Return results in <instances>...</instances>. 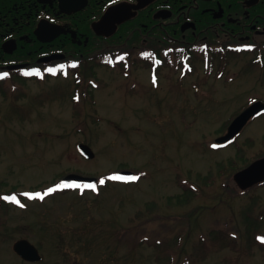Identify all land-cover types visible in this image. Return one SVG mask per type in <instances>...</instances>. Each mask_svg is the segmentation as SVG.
<instances>
[{"label":"rangeland","instance_id":"rangeland-1","mask_svg":"<svg viewBox=\"0 0 264 264\" xmlns=\"http://www.w3.org/2000/svg\"><path fill=\"white\" fill-rule=\"evenodd\" d=\"M133 59L125 73L98 60H91V71L79 67L82 94L77 101L71 97L77 84L70 73L64 74L71 76L67 79L20 81L13 76L0 83V264H168L166 259L156 261L153 245L145 243L128 253L127 240L116 246L114 239L105 237L111 228L192 210L190 221L171 219L162 226L157 217L147 224L149 237L160 232L152 242L159 239L173 247L180 235V244L169 250L173 263L184 245L187 254L180 259L188 260L186 255L195 252L192 264H264V251L248 248L244 239L239 249L245 252L215 248L209 242L211 229L223 224L242 229L245 214L264 211V186L227 197L225 184L240 191L231 177L236 168L224 162L223 178H218L215 161L232 149L212 151L204 145L216 135L217 110L226 107L219 104L218 81L198 84L203 75L198 59L191 60L196 67L186 74L161 69L155 88L146 64L135 55ZM209 109L216 115L209 116ZM78 142L89 145L94 157H83ZM261 150L246 148L244 155ZM234 160L236 166L244 164ZM122 169L133 171L138 179H115L114 173ZM74 171L98 177L96 188L62 187L44 199L25 195L46 193L59 184L61 172ZM189 185L196 194L175 201L173 197ZM12 186L23 199L3 205L4 196H15L5 194ZM66 188L73 189L64 192ZM80 235L100 237L91 243L72 238ZM201 237L209 245L205 251L198 242ZM19 238L31 241L42 259L22 260L12 249Z\"/></svg>","mask_w":264,"mask_h":264},{"label":"flooded vegetation","instance_id":"flooded-vegetation-1","mask_svg":"<svg viewBox=\"0 0 264 264\" xmlns=\"http://www.w3.org/2000/svg\"><path fill=\"white\" fill-rule=\"evenodd\" d=\"M107 11L111 21L124 20L112 34H98L95 25ZM36 30L49 39L41 40ZM116 50L123 54L124 67L134 65V55L138 60L145 55L151 64L160 53L193 52L203 72L198 84L218 81L219 104L226 107L217 110L216 135L204 140L208 150L232 149L215 161L218 178H223L224 162L235 173L264 157V0H0V82L13 76L32 80V71L40 68L91 70L96 53ZM56 77L71 76L44 79ZM72 79L82 90L81 78ZM253 105L258 112L231 138L217 142L232 120ZM255 147L262 150L244 155ZM235 157L244 164L236 166Z\"/></svg>","mask_w":264,"mask_h":264},{"label":"trees","instance_id":"trees-1","mask_svg":"<svg viewBox=\"0 0 264 264\" xmlns=\"http://www.w3.org/2000/svg\"><path fill=\"white\" fill-rule=\"evenodd\" d=\"M107 55H108L107 52L99 53L97 56V57H99L98 62L99 63L106 62L108 57H109V56L107 57ZM175 55L178 56V53H175ZM144 60H146V58H144ZM144 63H146V62H144ZM81 68H86V67H81ZM78 69H79V67L73 68L72 73L77 74ZM91 69H92V66H91ZM73 101H75V98L73 99ZM76 172H79V171H76ZM61 174L62 175L60 177H62L65 174V172L64 173L61 172ZM202 181L206 182L207 180L202 179ZM231 186H229V185L227 186V184H225V186H224L225 187L224 191L226 192V195L229 198H233L234 196L238 195L239 193L240 194L241 193L246 194L249 191H251V189H247L245 191H237V189L235 187H231ZM14 189H15V186H12L11 190H14ZM193 194H196L195 187L192 185H189L186 188H183L181 190V193L176 194L173 198H175V201H178V203H181L183 201H187V199L189 197H191ZM169 199H171V197ZM224 202H227V199H224ZM2 203H3V205L7 204V203H4L3 201H2ZM194 212H195V210L188 211V212H186V214H183L184 216L183 215L182 216H179V215H163V216L158 215L156 217H152V218L150 217L148 219H145L144 221L138 222V223L131 225V226L122 227V228L116 229V230H112V228H111L110 232L108 233V237H105V238H106V240L107 239L108 240L114 239V245H116V246L120 245L123 242V240H127L129 242L128 253H131V251H133L136 247L141 246L145 243H147L149 245H153V248L158 251V254L155 258L156 261H158V262L161 259H163V260L166 259V262L168 264H192L191 262L194 259H192L190 257L195 252H193L191 255H186L187 258H189L188 260L181 261V259H180V256L182 255V253L185 252V254H187V252L183 250L184 245L182 246V249L181 248L179 249V258L177 260V263L176 262L173 263V259L171 257V253H170L171 251H169V250H170V248L177 247L180 244V243H178L180 235L175 236L173 247H170V245L167 244V242L165 243L164 241H161L159 239H155V241L152 242L151 238L152 237L158 238L156 236H159L160 232L155 233V235L149 237V235H147V231H148L147 224L157 217H160L159 218L161 220L160 225H162V226H166V224H167L166 222L168 220L170 221L171 219L179 220V219L188 218V220L190 221V219L194 217L193 216ZM194 219H196V218H194ZM243 219H244L243 220L244 226L242 229L237 224H233V225L223 224L224 227H222V228L211 229L208 232V236L210 233L209 242H211L210 243L211 246L215 247V248L229 247L232 250H237V251L240 250L242 252H245V249H239L240 246L242 245V239H244L245 244L248 246V248L251 249L254 246H259L261 248V250L264 251V241L259 239L262 236L264 237V233L260 232V229L264 225V211L263 210L259 211L254 216L245 214L243 216ZM81 232H84V231H79L80 234H81ZM75 237H77V238H75ZM99 237L100 236L92 235V236H89V237L82 239L81 235H80V236H73L72 238L79 240V241L91 243ZM198 242L200 243V248H202V251H205L206 249H208L209 245L206 244L205 239L203 237L199 238ZM164 243H165V245H163ZM95 245H96V243H95ZM173 251H174V249H173ZM161 253L163 255L159 256ZM204 254H205V252H204ZM125 257L128 258V255H125ZM106 263L108 264V262H106Z\"/></svg>","mask_w":264,"mask_h":264},{"label":"water","instance_id":"water-1","mask_svg":"<svg viewBox=\"0 0 264 264\" xmlns=\"http://www.w3.org/2000/svg\"><path fill=\"white\" fill-rule=\"evenodd\" d=\"M110 13L107 11L102 18L97 22L95 25V29L97 30L98 34H112L116 29V24L121 23L124 19H116L115 21H111L110 19ZM109 21L111 24H109ZM113 22V23H112ZM108 27L107 31H104L105 29H102L103 27ZM38 29V28H37ZM39 30V29H38ZM36 30L38 37H40L41 40L45 41L47 39L42 38L41 33ZM51 38V37H50ZM255 105V104H254ZM253 106L247 107L242 113H240L230 124L228 128L227 134L219 139V140H226L236 134L241 127L245 124V122L248 120V118L254 114H256L258 109L254 108ZM78 150L86 157V158H92L94 156V153L92 149L83 143H79L77 145ZM132 172L128 170H123L117 173V176L120 177H131ZM233 180L235 183L239 186L241 189H246L255 183L261 182L264 180V157L260 158L254 162H252L249 166L246 168L236 172L233 176ZM67 182H75L76 184H93L96 181L95 177H87L82 176L77 173H70L65 175L61 182L64 183ZM13 251L21 257L23 260L35 262L41 259V256L37 250V248L27 239H18L16 240L12 245Z\"/></svg>","mask_w":264,"mask_h":264},{"label":"snow or ice","instance_id":"snow-or-ice-1","mask_svg":"<svg viewBox=\"0 0 264 264\" xmlns=\"http://www.w3.org/2000/svg\"><path fill=\"white\" fill-rule=\"evenodd\" d=\"M63 67V66H61ZM37 75H41L40 71L38 69H34L33 70ZM49 72H54L55 69L53 68H49L48 69ZM26 74H30V73H26ZM3 75H8L7 73H4ZM115 179H138V177H120V176H116L114 177ZM100 183H104L103 180L100 181ZM62 187H80V185H77L75 182H72V183H69L67 181H65L63 184H58L56 185L55 187H51V188H48L47 189V192L46 193H25L26 196H29V197H32V198H36V197H39L40 199H44V196L47 195L48 193H52V192H55L58 188H62ZM83 187H87V188H96V185L95 184H87V185H84ZM5 200H8V201H13L17 204H20L21 201L14 195L12 196H4L3 197ZM23 206V205H22ZM259 239H261L262 241H264V237H260Z\"/></svg>","mask_w":264,"mask_h":264}]
</instances>
